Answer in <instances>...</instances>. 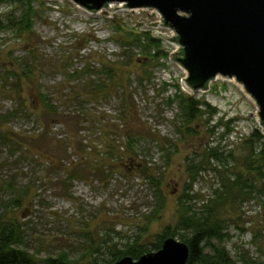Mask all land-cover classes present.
I'll return each instance as SVG.
<instances>
[{"label":"rangeland","instance_id":"rangeland-1","mask_svg":"<svg viewBox=\"0 0 264 264\" xmlns=\"http://www.w3.org/2000/svg\"><path fill=\"white\" fill-rule=\"evenodd\" d=\"M34 7L30 32H0V138L8 137L6 143L0 139V215L17 218L24 237L20 247L37 259L65 252L81 264L94 258L102 264L114 246L128 241L150 247L177 225L188 163L201 164L189 190L196 195L191 202L196 211L221 187L222 173L233 176L240 169L247 155L244 140L261 129L257 107L236 82L218 78L206 92L194 94L217 114L208 122L204 116L188 135L179 128L176 102L167 104L186 72L169 59L147 69L131 67L146 77L140 84L131 76L129 107L116 95L90 102L85 95L94 88L85 85L104 79L96 72L104 63L141 53L134 47L123 56L113 23L121 19L135 32H156V14L118 5L90 13L69 0H37ZM170 45L161 48L167 52L174 49ZM27 65L32 84L10 76L26 73ZM88 66L95 71L86 72ZM39 90L51 109L39 101ZM221 118L235 120L229 131L222 125L211 133ZM129 136L137 161L148 170L124 166ZM110 146L125 160L106 156ZM212 149L225 158L209 157ZM231 151L233 157H226ZM147 175L160 180L158 188ZM254 195L218 210L228 235L221 245L236 264H264V191Z\"/></svg>","mask_w":264,"mask_h":264},{"label":"trees","instance_id":"trees-1","mask_svg":"<svg viewBox=\"0 0 264 264\" xmlns=\"http://www.w3.org/2000/svg\"><path fill=\"white\" fill-rule=\"evenodd\" d=\"M35 1L37 0H0V32L12 31L16 35L30 32L33 27V18L36 14ZM2 7H9L10 10L3 13L1 11ZM113 30L114 35L122 43V49L124 51L125 49L128 50L127 52H122L123 56L129 54V50L134 47H139L141 53L136 55V53L134 54L131 51V55L127 56L125 61L104 63L101 70L96 71L104 76V79H99V84L94 83V81L91 82V85H85L86 88H94L93 93L88 91L85 98H88L90 102H94L99 97L116 95L122 99V104L128 105L132 86L131 76L134 74L136 81H139L140 84L144 80L143 77H146H142L131 67L142 66L147 69L153 63L161 66L160 60L169 59V54L161 48L163 41L153 36L152 32L138 33L130 30L122 24L121 19L118 23H113ZM27 66L30 70L27 69L26 73L21 72L22 75H19L13 71V73L9 72L10 76H15L19 81L25 79V81L32 84L34 73L31 67ZM93 68L88 66L85 70L93 73L95 71ZM146 73V70L143 71V74ZM75 74L77 76L79 72L75 71ZM107 78L109 79L108 83L105 82ZM176 88L178 94L174 98H169L167 104L171 106L176 102L179 112L178 118L181 122L179 128L182 127L188 135H194L196 129L193 126L202 121L204 116H207L206 122H208L217 114V110L212 108L206 101L197 99L194 95H188L178 86ZM37 92L39 101L43 103L44 107L51 109L52 104L49 103L50 101L48 102V97L40 90ZM221 120L223 119L221 118L211 128V133L222 125L229 131V125L235 119H228L227 122ZM131 137L129 136L128 138V151L130 153L127 155L128 157L126 156V160L115 154L116 148L113 146H110L109 153L106 156L111 157L112 160L115 159V161L125 160L124 166L129 170L142 167L146 171L148 168L137 161L134 155L133 139ZM7 138V136L0 138L1 142H8ZM243 144L247 155L242 158L240 169L233 176L222 173L221 187L215 189L213 198L203 204L200 211L194 209V205L191 202L194 201L196 195L189 194V190H191L192 183L201 169V164L192 162L187 164V174L189 176V182L186 184L187 190L179 197L177 202L179 207L177 225L173 229H165L162 235L156 236L155 242L150 247L138 240L128 241L122 248L114 246L113 250L109 251L110 257L105 259L102 264H113L124 257H131L137 260L144 254L158 251L164 239L168 237L175 238L177 235L180 236L179 241L186 243L189 248V258L186 264H236L225 247L221 245L228 235L225 232L226 227L223 224V220L218 217V210L227 207L229 204L235 205L237 202L256 198L255 193L258 194L261 190L264 191V134L262 130L253 129ZM227 156L233 157L232 151ZM209 157L221 161L223 157L225 158V155L212 149ZM98 159L97 161H99ZM144 173L147 174V172ZM147 177L151 185L156 188L159 187V179L149 175ZM158 199L157 209H161L163 200L161 193H159ZM23 239L22 225L17 221V218L4 220L3 215H0V264H81L79 260H71L65 252L56 256L37 259L35 255L20 247ZM95 252H98V249ZM92 261L93 263L89 264H98L97 259L94 258Z\"/></svg>","mask_w":264,"mask_h":264},{"label":"water","instance_id":"water-1","mask_svg":"<svg viewBox=\"0 0 264 264\" xmlns=\"http://www.w3.org/2000/svg\"><path fill=\"white\" fill-rule=\"evenodd\" d=\"M90 13L118 5L126 10L154 9L161 27L174 36H153L175 45L169 60L186 72L188 95L206 92L218 78L234 81L252 99L264 134V0H69ZM189 248L173 237L158 251L113 264H186Z\"/></svg>","mask_w":264,"mask_h":264},{"label":"built area","instance_id":"built-area-1","mask_svg":"<svg viewBox=\"0 0 264 264\" xmlns=\"http://www.w3.org/2000/svg\"><path fill=\"white\" fill-rule=\"evenodd\" d=\"M135 11L137 10H139V9H134ZM140 10H142V9H140ZM143 10H152L155 14H156V17H157V21H156V23H155V27L158 29V32H160V33H164V34H166L167 36H169V37H172V36H174V32L171 30V29H164V28H162L161 27V20H162V18H161V15L156 11V10H154V9H143ZM133 11V10H132ZM157 32V31H156ZM152 33H155V32H152ZM163 41V40H162ZM171 44V43H168V42H165V41H163L162 42V44L164 45V44ZM172 45V47L174 48V49H170V51H167L168 52V54L170 55L172 52H174L175 50H176V46L175 45H173V44H171ZM170 45V46H171Z\"/></svg>","mask_w":264,"mask_h":264},{"label":"bare ground","instance_id":"bare-ground-1","mask_svg":"<svg viewBox=\"0 0 264 264\" xmlns=\"http://www.w3.org/2000/svg\"><path fill=\"white\" fill-rule=\"evenodd\" d=\"M241 87V86H240ZM242 88V87H241Z\"/></svg>","mask_w":264,"mask_h":264}]
</instances>
